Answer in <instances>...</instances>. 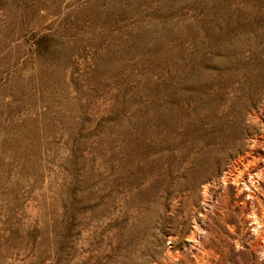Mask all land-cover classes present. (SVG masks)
I'll return each instance as SVG.
<instances>
[{"label":"rangeland","instance_id":"374dc122","mask_svg":"<svg viewBox=\"0 0 264 264\" xmlns=\"http://www.w3.org/2000/svg\"><path fill=\"white\" fill-rule=\"evenodd\" d=\"M263 68L264 0H0V264H264Z\"/></svg>","mask_w":264,"mask_h":264},{"label":"bare ground","instance_id":"6f19581e","mask_svg":"<svg viewBox=\"0 0 264 264\" xmlns=\"http://www.w3.org/2000/svg\"><path fill=\"white\" fill-rule=\"evenodd\" d=\"M256 74H257V71H255V74L252 77V79L255 77ZM259 76H260L261 84L264 83V68L259 72ZM216 140L224 141L225 139L223 136L218 134L217 139H211L210 143H214ZM215 146H213V144H210V146L208 147L206 151H204L201 154H197L191 157L190 162L193 164L196 170V173L194 175V180H198L208 175L211 169L213 168V166L218 162V159L215 156L216 154ZM207 152L210 153L209 156H206ZM234 181L237 183L239 179L237 178Z\"/></svg>","mask_w":264,"mask_h":264}]
</instances>
